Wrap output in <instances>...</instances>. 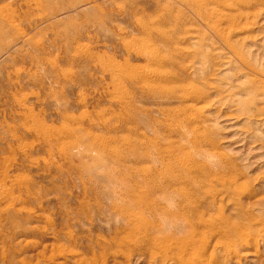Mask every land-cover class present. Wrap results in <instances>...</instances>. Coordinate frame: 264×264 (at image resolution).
Returning <instances> with one entry per match:
<instances>
[{
  "label": "rangeland",
  "instance_id": "obj_1",
  "mask_svg": "<svg viewBox=\"0 0 264 264\" xmlns=\"http://www.w3.org/2000/svg\"><path fill=\"white\" fill-rule=\"evenodd\" d=\"M0 264H264V0H0Z\"/></svg>",
  "mask_w": 264,
  "mask_h": 264
},
{
  "label": "bare ground",
  "instance_id": "obj_2",
  "mask_svg": "<svg viewBox=\"0 0 264 264\" xmlns=\"http://www.w3.org/2000/svg\"><path fill=\"white\" fill-rule=\"evenodd\" d=\"M199 5V4H198ZM196 216H198V215H196ZM200 218V217H199ZM196 230V229H195ZM189 232V231H188ZM192 233H194V232H192ZM188 234V233H187ZM189 236H191V235H189ZM188 236V237H189ZM193 236V235H192ZM186 237H187V235H186ZM191 238V237H190ZM192 239V238H191ZM193 241V240H192ZM190 243V242H189ZM192 243V242H191ZM196 243V242H195ZM192 246V245H191ZM196 246V245H195ZM187 247V246H186ZM190 247V246H189ZM184 248V247H183ZM190 249V248H189ZM198 256V255H197ZM206 262V261H205Z\"/></svg>",
  "mask_w": 264,
  "mask_h": 264
}]
</instances>
